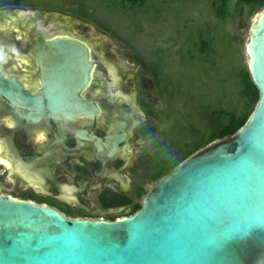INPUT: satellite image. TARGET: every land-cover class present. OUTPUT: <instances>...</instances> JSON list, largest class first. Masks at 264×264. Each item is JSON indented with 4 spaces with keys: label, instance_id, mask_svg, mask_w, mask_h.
Segmentation results:
<instances>
[{
    "label": "water",
    "instance_id": "1",
    "mask_svg": "<svg viewBox=\"0 0 264 264\" xmlns=\"http://www.w3.org/2000/svg\"><path fill=\"white\" fill-rule=\"evenodd\" d=\"M4 18L0 32L13 23ZM51 27L42 33L72 35ZM90 47L65 36L31 41L41 88L26 89L0 67V96L18 116L28 108L35 120L95 113L81 96ZM245 52L259 101L235 135L185 160L142 198L140 210L114 221L71 220L0 195V264H264V8ZM109 140L113 155L126 136Z\"/></svg>",
    "mask_w": 264,
    "mask_h": 264
},
{
    "label": "rangeland",
    "instance_id": "2",
    "mask_svg": "<svg viewBox=\"0 0 264 264\" xmlns=\"http://www.w3.org/2000/svg\"><path fill=\"white\" fill-rule=\"evenodd\" d=\"M217 6L215 0H152L142 10H120L118 0H0V12L4 11L0 18L9 23L6 15L13 21L7 32H0V47H16L28 28L29 34H37L55 25L82 38L95 51L110 52L113 58L107 61L123 78L135 73L134 79L120 84L123 93H137L152 104L156 132L150 162L157 166L161 158L184 149L194 137L192 132L209 122L210 110L241 109L236 71L247 68L249 29L264 7H243L236 17L220 20L215 16ZM207 29L216 54L198 49L199 33ZM131 149L128 165L138 167L143 161L136 157L142 148ZM160 180L148 183L145 191ZM6 190L1 182L0 195H6Z\"/></svg>",
    "mask_w": 264,
    "mask_h": 264
},
{
    "label": "flooded vegetation",
    "instance_id": "3",
    "mask_svg": "<svg viewBox=\"0 0 264 264\" xmlns=\"http://www.w3.org/2000/svg\"><path fill=\"white\" fill-rule=\"evenodd\" d=\"M208 33L212 34L207 29L198 37H207ZM46 36L84 42L77 36L38 32L23 35L15 42L19 57L5 46L8 60L0 67L31 91L40 89L42 82L38 61L27 48L31 41L48 39ZM213 51L216 54V49ZM107 57L112 59L113 55L90 47L91 67L86 72L88 82L81 96L95 105V113L68 120L55 117L35 120L28 108H21L18 116L0 96V183L7 186L6 195L44 205L74 219L91 220L99 216L109 221L132 216L130 212L135 205L141 208V200L148 193L145 186L156 175V165L150 162L156 132L155 118L150 114L152 104L137 93H123L120 84L134 79L135 73H127L123 78ZM94 92L96 96L92 97ZM40 132L45 133L46 140L37 145L34 139ZM118 135H125L126 141L116 143L112 155L114 142L109 137ZM131 146L142 148L136 157L138 162L143 161L138 167L128 165L134 153Z\"/></svg>",
    "mask_w": 264,
    "mask_h": 264
},
{
    "label": "trees",
    "instance_id": "4",
    "mask_svg": "<svg viewBox=\"0 0 264 264\" xmlns=\"http://www.w3.org/2000/svg\"><path fill=\"white\" fill-rule=\"evenodd\" d=\"M120 1L122 9L142 10L147 7V4L152 0H118ZM218 6L215 8V16L222 20L227 17H236L243 7H251V9H258L264 7V0H215ZM14 4H18L17 1ZM231 5L233 6L231 10ZM211 40L208 37H198L197 46L201 52L209 50L213 53V46L210 47ZM193 57V56H192ZM236 78L239 86V97L241 99V109L231 111L221 106L216 110L209 111V122L205 124L199 132L193 131L192 140L185 144L184 149L181 147L172 153V157L161 158L157 164L156 175L154 181H158L172 171H174L185 160L195 155L200 150L206 148L215 141L225 140L235 135L241 128H243L249 120L251 114L259 101V92L247 68L236 71ZM153 115V112H150ZM177 156V157H174ZM140 210V205H135L130 212V215ZM116 218H111L109 221H114Z\"/></svg>",
    "mask_w": 264,
    "mask_h": 264
},
{
    "label": "clouds",
    "instance_id": "5",
    "mask_svg": "<svg viewBox=\"0 0 264 264\" xmlns=\"http://www.w3.org/2000/svg\"><path fill=\"white\" fill-rule=\"evenodd\" d=\"M21 15L23 16L25 14L24 13H21ZM33 15H34V13H33ZM10 51H11L12 55H14L16 57H19L20 53L18 52L17 49H15V47H12L10 49ZM7 60H8V56L6 55L5 50L2 47H0V66H2L3 64H5L7 62ZM45 140H46L45 133L44 132H40V133H38L35 136L34 143L37 144V145H39V144L44 143Z\"/></svg>",
    "mask_w": 264,
    "mask_h": 264
}]
</instances>
